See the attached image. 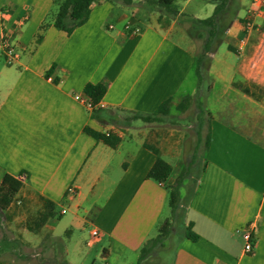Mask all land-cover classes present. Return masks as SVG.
<instances>
[{"label": "crops", "instance_id": "0c3cea01", "mask_svg": "<svg viewBox=\"0 0 264 264\" xmlns=\"http://www.w3.org/2000/svg\"><path fill=\"white\" fill-rule=\"evenodd\" d=\"M136 2L94 3L87 22L67 35L50 22L54 0H0V40L16 55V69L0 72V183L5 174L21 182L0 210V264H264V95L247 84L254 74L244 63L215 68L212 54L206 96L222 104H209L216 116L206 110L210 143L196 181L180 185L173 220L167 187L183 173L189 137L176 129L161 136L140 119L116 125L113 113L152 115L166 100L175 108L197 92V54L186 30L180 38H189V47L173 37L180 12L171 19ZM232 2L236 31L228 37L239 41L238 12L246 15L252 3L227 0L224 9ZM252 34L248 51L257 42ZM87 84L106 88L97 117L74 100ZM86 127L120 142L110 147ZM145 145L172 167L166 182L147 179L156 155ZM166 221L168 236L139 261ZM246 230L254 238L248 253ZM92 231L98 235L88 244ZM18 248L37 250L38 259L26 261Z\"/></svg>", "mask_w": 264, "mask_h": 264}, {"label": "rangeland", "instance_id": "374dc122", "mask_svg": "<svg viewBox=\"0 0 264 264\" xmlns=\"http://www.w3.org/2000/svg\"><path fill=\"white\" fill-rule=\"evenodd\" d=\"M152 0H137L136 6L140 8H146L149 7L150 9H153L155 11H158L161 14H167L169 18L174 19L177 16V12H180L179 16L177 17L176 22V29L173 33V37L176 39H179L182 44L185 47H189L191 45V42H189V38L187 40H182L180 38L181 31L187 32V34L190 36L194 51L197 55L202 54L204 49V44L209 36L210 28L207 26H203L197 22V20H194V17H197L199 19H206L210 17L213 13V10L215 6L219 3L220 0H189L188 2L186 0H175V2L172 5L173 12L168 13L164 9L156 6L155 4L151 3ZM133 9L132 7L129 8V10ZM149 9V10H150ZM235 9V4L232 2V7H228L227 9H223L219 12V14L216 16L215 24H216V31H215V37L213 38L212 47L209 53H207V57L205 61L203 62V66L205 68L203 80L200 84L199 92L192 94L189 96V100L185 104V109L183 111L177 110V106L173 108L170 113L169 118L164 122H153L152 124L156 125V133L161 134L163 136L164 134H168L167 130H180L181 132H184L189 137V140L183 143L182 145V156L181 161H183V173L187 177H184L183 183H193L196 181V178L199 176L203 159H204V153H205V146H204V139H205V133L207 129V113L212 116H216V112L212 109H209V104L212 106H219L222 104V100H219L218 97L215 95L213 96H206V91L208 89L209 80H210V74L208 72L210 64H211V56L212 52L214 51V66L215 68H228V67H236L239 63L237 55L234 54L232 51L228 50V44L231 45L235 49V45L238 42L237 40H230L228 35L233 36L235 33V26L233 25V21L235 19L236 14L232 12V10ZM154 12V11H153ZM167 16V17H168ZM238 20L237 23L242 29V25L244 22V10H239L238 12ZM230 30L229 32L226 30ZM251 43H254L258 40H261L263 38L261 33H256L255 35L252 34L251 37ZM229 43H228V40ZM251 51L247 50L245 53V56L249 55ZM16 69V64L13 63L12 65H7L5 62V56L0 51V72L6 71V69ZM1 82L2 79L0 77V88H1ZM194 83H196L195 79H192L188 85L186 86L189 90H191L192 86H194ZM250 89L255 92V94L259 96H263L264 92L262 90V84L260 82H253L249 80ZM190 85V86H189ZM189 86V87H188ZM220 88V85H215V91L218 93V90ZM208 98V101H207ZM208 102V106H207ZM202 113V120L204 122L202 128L199 129L198 127V116L200 113ZM115 124L117 125H123L127 126L130 125L132 122H135L138 120L136 118V115L133 113H127L123 111L116 110L113 113ZM197 133H199L202 136V140L200 143H198V136ZM195 157L194 161L192 162L193 158ZM173 164V163H172ZM184 187H180V193L181 195L183 193ZM182 195V196H183ZM177 217L173 220L178 219ZM177 234L180 235L184 229L183 227L178 224L176 226ZM177 237V236H176ZM1 246H6L3 241L0 239V248ZM23 256V258L27 261L29 259H38V253L37 250H24V249H17ZM47 264H53L51 262ZM100 264H103L101 262Z\"/></svg>", "mask_w": 264, "mask_h": 264}, {"label": "trees", "instance_id": "16d2710c", "mask_svg": "<svg viewBox=\"0 0 264 264\" xmlns=\"http://www.w3.org/2000/svg\"><path fill=\"white\" fill-rule=\"evenodd\" d=\"M103 0H54V4L56 6V10L53 13V15L50 17V22L52 25L59 31L65 32L67 35H70L74 29L82 26L85 24L89 18L90 14V8L94 3H98ZM111 1V0H106ZM124 5L131 4L134 0H120ZM175 2V0H152L151 3L155 4L156 6L164 9L168 13H172V5ZM227 0H220L219 3L215 6L213 13L210 17L203 19V20H197V22L203 26H207L210 28L209 36L204 44V49L202 54L196 56V63L194 68V76L197 79V91L200 88V84L203 80L204 71L205 68L203 66V62L205 61L207 57V53L210 52L212 47L213 38L215 37V31H216V16L219 14L220 11H222L225 8ZM47 23H43L40 27L39 34L36 37V42L39 43L42 39V32L47 28ZM228 50L232 51L235 54V49L228 45ZM215 51V50H214ZM214 51L212 53H214ZM54 69V67L52 68ZM242 91L245 94H249V89L242 88ZM84 94L87 96L91 103L93 105L98 104L101 99L103 98L106 88L102 84H87L84 89ZM199 92V91H198ZM189 100V96L185 97L177 106V110L183 111L185 109V104ZM171 108V100L164 101L157 111L152 115H143L140 113L135 114L137 119L142 120L145 123H153V122H162V120L165 117L169 116ZM99 109L95 110V117H97V114L99 113ZM202 111L200 115L198 116V127L199 129L202 128L204 122L202 120ZM84 132L94 138L97 141H101L104 144L110 146V147H116V145L120 142V139L116 136H114L111 133L105 134L100 133L97 131H94L88 127L84 128ZM198 136V143L201 142L202 136L197 133ZM204 146L205 149L208 148L210 143V136L207 133L204 139ZM147 149H149L154 155H156V160L153 164V166L150 168V170L147 173V179H151L153 181H156L158 183H164L166 182L171 173H172V167L162 160L158 156V150L153 146L145 145ZM195 157L192 162L194 161ZM185 173H181V175L177 178L176 182L167 187L169 191V208L171 213V218L174 219L177 217V210L179 209V200H180V192L179 187L184 179V177H187L184 175ZM21 188V182L19 181L18 177H14L9 174H5L1 180L0 183V210L6 209L14 200L15 196L19 192ZM171 230V224L169 221H166L163 226L161 227L158 235L151 239L142 249L141 254L139 257V261L142 260V258L145 256V254L148 252L149 247L161 244L162 241L168 236L169 232ZM186 236L188 238H191L192 240L196 239L195 234L191 233L189 229L187 230ZM63 264H67L65 261Z\"/></svg>", "mask_w": 264, "mask_h": 264}, {"label": "built area", "instance_id": "2783aa9c", "mask_svg": "<svg viewBox=\"0 0 264 264\" xmlns=\"http://www.w3.org/2000/svg\"><path fill=\"white\" fill-rule=\"evenodd\" d=\"M251 3L252 7L247 11L241 29L243 38L236 43L235 54L237 55L238 61L246 64L250 72L254 74V80L262 84V90L264 92V0H251ZM254 32L257 34L261 33L263 38L259 40V42L257 40L251 53L245 56L248 37ZM0 49L3 51L6 64L12 65L16 55L13 48L8 45L5 39L0 40ZM74 100L82 104L89 111L103 108L100 102L93 105L90 99L85 95L77 94L74 96ZM97 235L96 231H92V239L88 241V244H92ZM242 238L244 240V252L248 253L253 248L254 238L251 231H244Z\"/></svg>", "mask_w": 264, "mask_h": 264}]
</instances>
